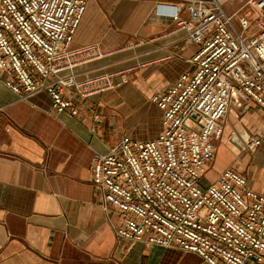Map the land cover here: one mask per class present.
<instances>
[{
	"label": "built area",
	"instance_id": "1",
	"mask_svg": "<svg viewBox=\"0 0 264 264\" xmlns=\"http://www.w3.org/2000/svg\"><path fill=\"white\" fill-rule=\"evenodd\" d=\"M88 1L0 0V70L19 99L45 91L57 112L78 115L80 100L128 79V68L86 67L139 42L111 50L73 44ZM155 1L156 16L199 48L193 69L151 96L162 110L160 133L125 134L95 152L99 204L119 239L193 251L210 264H264V192L231 166L212 182L204 177L230 108L251 102L264 111V0H241L233 10L231 0ZM244 133L242 149L255 152L262 136Z\"/></svg>",
	"mask_w": 264,
	"mask_h": 264
},
{
	"label": "crops",
	"instance_id": "2",
	"mask_svg": "<svg viewBox=\"0 0 264 264\" xmlns=\"http://www.w3.org/2000/svg\"><path fill=\"white\" fill-rule=\"evenodd\" d=\"M155 5L88 1L74 45L139 44L86 67L89 74L128 68V79L80 100L78 115L57 112L45 91L19 99L0 70V264H210L193 251L119 239L92 181L96 151L108 152L125 134L147 140L160 133L162 110L151 96L193 69L199 46L156 16ZM254 164L264 179V162Z\"/></svg>",
	"mask_w": 264,
	"mask_h": 264
},
{
	"label": "rangeland",
	"instance_id": "3",
	"mask_svg": "<svg viewBox=\"0 0 264 264\" xmlns=\"http://www.w3.org/2000/svg\"><path fill=\"white\" fill-rule=\"evenodd\" d=\"M241 0H231L227 7L235 9L240 5ZM253 134L264 136V111L259 109L256 104L251 102L242 103L241 105L230 108L225 119V132L223 137L218 141V151L214 164L205 172L204 177L209 181H214L217 176L227 166L235 168L243 174L249 175L251 187L256 188L264 185V179L261 176L263 166L254 164L255 161L264 162V143L261 145L262 153L254 158V153L248 149H242L243 138L240 133L244 130ZM241 133V134H242ZM239 143V149L230 145V139L233 136Z\"/></svg>",
	"mask_w": 264,
	"mask_h": 264
},
{
	"label": "bare ground",
	"instance_id": "4",
	"mask_svg": "<svg viewBox=\"0 0 264 264\" xmlns=\"http://www.w3.org/2000/svg\"><path fill=\"white\" fill-rule=\"evenodd\" d=\"M243 130H244V129H243ZM241 133H242V132H241ZM241 133H240V135L242 136L243 141L245 142V145H246L247 140H248V134H246V133H244V132H243L242 134H241ZM232 138H233V141H234V142L230 141V142H231L230 144H232L234 147H237V145L240 146L239 143L236 142L235 137H234V134H233ZM233 143H234V144H233Z\"/></svg>",
	"mask_w": 264,
	"mask_h": 264
},
{
	"label": "water",
	"instance_id": "5",
	"mask_svg": "<svg viewBox=\"0 0 264 264\" xmlns=\"http://www.w3.org/2000/svg\"><path fill=\"white\" fill-rule=\"evenodd\" d=\"M230 141L234 142L232 139H230Z\"/></svg>",
	"mask_w": 264,
	"mask_h": 264
}]
</instances>
